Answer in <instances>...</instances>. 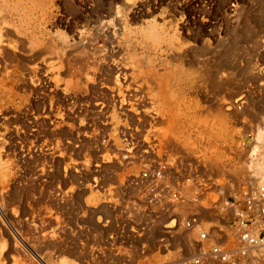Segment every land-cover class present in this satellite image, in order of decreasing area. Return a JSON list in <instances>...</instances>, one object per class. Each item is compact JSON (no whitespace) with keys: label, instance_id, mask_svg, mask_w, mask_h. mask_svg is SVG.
<instances>
[{"label":"rangeland","instance_id":"374dc122","mask_svg":"<svg viewBox=\"0 0 264 264\" xmlns=\"http://www.w3.org/2000/svg\"><path fill=\"white\" fill-rule=\"evenodd\" d=\"M158 158L192 188L180 216L236 249L225 201L264 186V0H0V264H193L199 228L133 206Z\"/></svg>","mask_w":264,"mask_h":264},{"label":"built area","instance_id":"2783aa9c","mask_svg":"<svg viewBox=\"0 0 264 264\" xmlns=\"http://www.w3.org/2000/svg\"><path fill=\"white\" fill-rule=\"evenodd\" d=\"M174 171L171 165L158 158L153 167H145L133 177L139 196V202L133 205L135 211L148 207L155 221L160 217L164 219L163 228L167 229L168 235L198 227L200 230L196 244L201 250V258H194L193 264H202V260L216 264H264V186L255 191L242 186L231 196L232 202L225 201L226 207L234 212L227 226L235 240L236 249L231 250L216 239L222 233L221 230L215 227L202 228L196 214L180 220L179 215L173 212L176 205L185 199L181 189L177 188L186 185L182 181L179 186V181L172 178ZM171 221L172 227L169 226ZM214 230H217L216 234Z\"/></svg>","mask_w":264,"mask_h":264},{"label":"bare ground","instance_id":"6f19581e","mask_svg":"<svg viewBox=\"0 0 264 264\" xmlns=\"http://www.w3.org/2000/svg\"><path fill=\"white\" fill-rule=\"evenodd\" d=\"M155 34V33H154ZM159 36V35H158ZM143 37V36H142ZM146 38V37H145ZM152 38V37H151ZM160 38H161V36H160ZM118 70V69H117ZM124 70H125V68H124ZM122 71V70H121ZM133 72V71H132ZM125 73V72H124ZM142 73V72H141ZM146 73V72H145ZM144 73V74H145ZM153 73V72H152ZM132 74H134V73H132ZM133 76V75H132ZM142 76V75H141ZM124 77V76H123ZM144 77V76H143ZM150 77V76H149ZM159 77V76H158ZM163 77V76H162ZM126 78V77H125ZM151 78H153L152 76H151ZM161 78V77H160ZM128 79V78H127ZM154 79H155V77H154ZM159 80V79H158ZM165 80V79H164ZM152 83V82H151ZM156 83V82H155ZM161 83V82H160ZM166 83V82H165ZM118 85V84H117ZM120 85V84H119ZM162 85V83L160 84V86ZM214 86V85H213ZM128 87V86H127ZM126 87V88H127ZM129 88V87H128ZM157 89V88H156ZM158 90V89H157ZM158 92V91H157ZM129 93V92H128ZM144 106V105H143ZM147 112V111H146ZM138 116V115H137ZM161 122V121H160ZM174 125V124H173ZM171 128V127H170ZM174 128V127H173ZM167 134V133H166ZM163 140V139H162ZM190 189H192L190 186H188L187 184L186 185H183V188L181 189V195H182V197H184L185 198V192L187 191V190H190ZM203 199V198H202ZM194 201V200H193ZM203 201H205L204 199H203ZM185 202V199L184 200H182L180 203H178L177 205H176V208L173 210V212L174 213H176V214H178L179 215V217H180V220H183V218H185V217H181L180 216V214L177 212V210H178V208L180 207V205L181 204H183ZM196 203V202H195ZM184 206H186V207H188V210H193V208L190 206V205H184ZM224 208L225 209H228V207H226V205H224ZM202 209H204V208H202ZM186 210H187V208H186ZM194 211V210H193ZM169 226H173V222L171 221L170 223H169ZM194 229H198V227H195V228H193V229H190L191 230V232L194 230ZM187 232H190V231H187Z\"/></svg>","mask_w":264,"mask_h":264}]
</instances>
